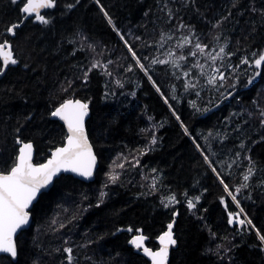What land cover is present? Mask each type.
I'll return each mask as SVG.
<instances>
[{
	"label": "trees",
	"instance_id": "16d2710c",
	"mask_svg": "<svg viewBox=\"0 0 264 264\" xmlns=\"http://www.w3.org/2000/svg\"><path fill=\"white\" fill-rule=\"evenodd\" d=\"M24 2L0 0V43L18 61L0 77V172L18 140L33 142L37 163L63 143L50 114L69 98L88 105L98 166L89 182L56 178L16 237V260L0 263L70 264L71 248V264H150L131 236L156 248L175 220L168 264H264V64L251 62L264 52V0H57L41 9L47 24L22 13Z\"/></svg>",
	"mask_w": 264,
	"mask_h": 264
},
{
	"label": "snow or ice",
	"instance_id": "6c2138e0",
	"mask_svg": "<svg viewBox=\"0 0 264 264\" xmlns=\"http://www.w3.org/2000/svg\"><path fill=\"white\" fill-rule=\"evenodd\" d=\"M12 2L16 3V0H12ZM56 2L57 0H26V2L23 3L21 12L29 16L34 15L35 21L47 24L49 23V20L46 18V14H41V9L54 8ZM72 6L73 5L71 4L68 5L69 8ZM109 23H112V21L109 20ZM17 27H19L18 24L12 25L7 28V32L15 35ZM121 39H123V36H121ZM188 43H190V41L187 37H184L178 44V47H183ZM195 49H197L199 53L205 54V46L201 43H196ZM129 51L135 56V52L132 51L131 47H129ZM222 54H226L223 47H221L219 52L215 55H207L209 59L215 61L218 57H221ZM171 55L172 53L170 52L169 56ZM193 55H195V53H193ZM178 59L184 60L185 58L179 56ZM0 61H2L3 64V67H0V73H2L7 66L18 63L7 39L0 43ZM251 62L255 64L256 68H260L262 64H264V52L254 54V58ZM109 63L111 62L109 61ZM137 63L139 64V61H137ZM152 63H166V61L153 60ZM173 63L175 64V61H173ZM241 63H249V61L245 58ZM98 66L99 64L97 62L92 65V68ZM139 66L142 69L144 68L143 64H140ZM175 66L179 67L178 64H175ZM197 66L203 68V65ZM89 71H91V69H89ZM145 71L147 70L145 69ZM87 74L88 73L85 72V78H87ZM109 75H111V73H109ZM185 75H187V73H185ZM219 78L223 81L226 77L224 73L221 72ZM149 79L151 80L150 76ZM208 83L215 84L216 76H211ZM186 87H191V85H186ZM157 91H159V89H157ZM229 95H231V93H229ZM193 107H195L194 104ZM87 112L88 105L79 100H65L64 103L52 112V116L60 117L65 121L68 126L69 134L67 136V145L63 148H57L52 154V159L48 160L46 164L33 165L31 162L32 144L23 143L18 140V143H21L22 146L19 148V154L14 162V166L7 172V174L0 172V252L8 253L12 257L17 255L13 235L16 233L17 229L28 222V212L26 209L36 197L37 192L49 183L56 172L63 168L64 170L78 172L85 177L92 175V166L95 164V156L92 154L91 148L88 145L84 134V117ZM261 115H264V112H262ZM262 123H264V121H262ZM185 131L187 132V129H185ZM154 142L155 141L153 140V143ZM205 159L207 160V157H205ZM120 167H123V165H120ZM213 170L215 171V169ZM249 175H251V169L249 170ZM117 178L116 175L110 177L113 182ZM244 179L247 180L248 176H245ZM221 183H223V181H221ZM241 187H247V185L245 184ZM225 189L227 191V185H225ZM237 191H239V189H237ZM103 195L104 193L102 192L101 196ZM232 199L235 201L236 196L233 195ZM169 200L170 202H175V197H170ZM188 206L189 208L193 207L191 200L189 201ZM165 207H167V205H165ZM237 218L238 217L234 216V214L229 213L230 224ZM239 223L243 225L245 220H239ZM248 223H251V221H248ZM168 229L169 231L164 232L158 238L161 244L158 252H153L147 247H143L145 241L143 235L133 237L130 243L138 249L143 247L145 254L152 258L153 264H165L169 246L176 244V240L171 231L172 224L168 225ZM260 239L264 241V236H260ZM64 251L69 254L67 259L71 264L73 259L71 255L72 249L65 248Z\"/></svg>",
	"mask_w": 264,
	"mask_h": 264
},
{
	"label": "water",
	"instance_id": "95a60500",
	"mask_svg": "<svg viewBox=\"0 0 264 264\" xmlns=\"http://www.w3.org/2000/svg\"><path fill=\"white\" fill-rule=\"evenodd\" d=\"M0 62H1V67H3L2 61H0ZM7 67H8V66H7ZM7 67L5 68V70H4L2 73H0V77L5 73ZM229 93H231V95H229ZM229 93L226 94L222 99H220V100L217 101L216 103H214V104H212L211 106H209L206 110H204V112H202V116H206V115L210 114L211 112L215 111L217 108H219V106L221 105V101H222V100H228V99H230V98L234 95L235 90H232V91L229 92ZM65 100H79V101H81L82 103H86L85 101H83V100H81V99H79V98H76V99L69 98V99H65ZM65 100H64V101H65ZM64 101H62L60 104H58V105L53 109V111H55V109H56L57 107H59L62 103H64ZM86 104H87V103H86ZM53 111H52V112H53ZM52 112H51V114H50V117L53 118V119L58 120V121L63 125V127H64L65 134H66V135H65V138H64V141H63L62 144H60V145L54 147L53 149H51L50 152H49V155L47 156V158H46L43 162H40V163H35V162H34L35 148H34V144H33V142L30 141V140H29V141H22L23 143H31L32 146H33V147H32V159H31V162H32L33 165L46 164V163L48 162V160L52 159V154H53V152H55V150H56L57 148H63V147H65V146L67 145V136H68V134H69V133H68V126H67V124L65 123V121L62 120L60 117H54V116H52ZM89 115H90V110H89V108H88V112H87V114H86L85 117H84V134H85V137H86V139H87V143H88V145H89L90 148H91L92 154L95 156V164L92 166V175H91V176H88V177H85V176H83V175H80L78 172H73V171H71V170H64L63 168H62L60 171L56 172L55 175H53L52 179L49 181V183L46 184L44 187H42V188L37 192L36 197L33 199V201L31 202V204L29 205V207L26 209V211L28 212V222H27L26 224L22 225L19 229H17L16 233L13 235V241H14L15 245H16V237H17V235H18L22 230L27 229V228L30 226V224H31V221H32V215H31L30 209L32 208L33 204L37 201L39 195H40L42 192H45V191H48V190H49V188L52 186V184H53V182H54V180H55L56 178H58L61 174H69V175H72L73 177H75V178H77V179H79V180L85 181V182H89V181H92V180L94 179V177H95V172H96V168H97V166H98V158H97V155H96V153H95V151H94L93 145L91 144V142H90V140H89V137H88V135H87V130H86V120L88 119ZM184 130H185V128H184ZM21 146H22V144L19 143V144H18V150H17L16 158H17V156H18V154H19V148H20ZM15 161H16V159H15ZM13 166H14V165H13ZM13 166H12V167H13ZM12 167H11V168H12ZM11 168L9 169V171L11 170ZM7 172H8V171H7ZM7 172H3V173H4V174H7ZM174 222H175V220H172V221L168 222V223L166 224V228H165V229H164V230H163V231H162V232L156 237V239H155V242H156V244H157V247H156V248H151V247H149V246L146 244V241L148 240V237H147L146 235H144L143 233H135V234H133V235L131 236V238H130V241L133 239V237H135V236H137V235H143V236L145 237V241H144V245H143V247H147L148 249H150V250L153 251V252H158V251L160 250V247H161V244H160V241H159L158 238H159L164 232L169 231V229H168V225H169V224H172V229H171V231H172L173 237H174V239H175L174 230H173V228H174ZM175 240H176V239H175ZM175 245H176V244H175ZM175 245H170V246H169L168 256H167V260L165 261V264H168V259H169V255H170V250H171V248L174 247ZM143 247L139 248L141 254H142L143 256L146 257V259L150 262V264H153V260H152V258H151L149 255L145 254V252L143 251ZM135 248H136V247H135ZM16 249H17V245H16ZM137 249H138V248H137ZM1 255L9 256L13 261L16 260V257H17V255H16L15 257H12L10 254H8V253H3V252H0V256H1ZM0 264H1V263H0Z\"/></svg>",
	"mask_w": 264,
	"mask_h": 264
},
{
	"label": "flooded vegetation",
	"instance_id": "af4514ba",
	"mask_svg": "<svg viewBox=\"0 0 264 264\" xmlns=\"http://www.w3.org/2000/svg\"><path fill=\"white\" fill-rule=\"evenodd\" d=\"M35 155V154H34ZM47 158V157H46ZM43 162V161H42ZM35 163H37V162H35ZM40 163V162H39Z\"/></svg>",
	"mask_w": 264,
	"mask_h": 264
}]
</instances>
